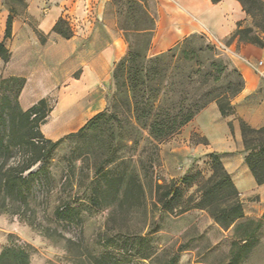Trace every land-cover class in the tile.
I'll return each instance as SVG.
<instances>
[{
	"label": "rangeland",
	"instance_id": "1",
	"mask_svg": "<svg viewBox=\"0 0 264 264\" xmlns=\"http://www.w3.org/2000/svg\"><path fill=\"white\" fill-rule=\"evenodd\" d=\"M80 1L54 4V14L62 19L61 32L68 39L53 31L48 36L56 43L57 36L66 44L67 61L62 66L77 64L81 49L93 53L107 47L114 38L120 39L115 45L124 54L113 64L112 75L114 65L128 52L119 24L135 28L141 24V14L125 13L127 6L101 0L98 19L88 25L82 22L90 7L81 8ZM144 1L147 10L156 14L152 43L160 32L181 31L182 36L169 48L191 34L202 35L223 49L245 84L247 73H251L249 66L257 60L242 54L247 44L239 43L237 38L231 41L230 37L237 24L242 29L257 30L237 0H222L212 11L210 0ZM9 2L15 12L24 10V0ZM254 6L258 10L259 5ZM47 10L43 7L39 12L45 16ZM172 13L177 16L172 17ZM205 13L209 14L206 20L212 27H229L231 34L219 39L208 29H190ZM102 18L109 20V24ZM256 33L264 40L262 34ZM134 34L129 33L131 37ZM38 37L45 40L43 34ZM151 46L148 55L155 56L150 53ZM92 53H85V59ZM80 75L81 70L68 68L69 83ZM18 86L16 82L0 81V108L8 104L17 107ZM111 86L112 76L100 117L78 135L67 136L55 146L43 145L46 160L22 176L39 168L41 172L21 195H6L4 180L9 168L23 165L33 154L28 135L40 139L21 119L13 131L8 132L6 126L1 129L4 145L0 151V264H264V246L259 235L243 247L239 230L235 232L234 226L223 229L213 220L212 212L225 225L238 213L232 211L227 219L223 217L222 209L233 203L232 197L222 199L229 192L226 186L204 196L213 187V182L208 181L213 172L212 161L207 157L176 156L178 151L165 150L161 155V146L174 145L177 133L153 144L147 131L135 126L126 96ZM56 97V93L52 95L46 111ZM3 112L8 113L5 109ZM169 172L176 177L168 178ZM138 185L142 194L138 193ZM157 185L176 186L180 196L164 200L165 187L157 189ZM63 208V218H58L56 211Z\"/></svg>",
	"mask_w": 264,
	"mask_h": 264
},
{
	"label": "crops",
	"instance_id": "2",
	"mask_svg": "<svg viewBox=\"0 0 264 264\" xmlns=\"http://www.w3.org/2000/svg\"><path fill=\"white\" fill-rule=\"evenodd\" d=\"M56 2L62 5L67 0H24V10L15 12L9 0H0V42L4 41V46L9 52L7 61H3L0 57V78L23 80L17 97V103L22 112H26L41 100L48 102L53 94H57L56 100L49 107L43 123L39 126L43 138L51 142H57L77 132L87 121L104 111L106 106L104 93L108 90L111 81L113 64L124 54L115 45V41L120 39L114 38L102 50L92 53L87 49H81L78 52L77 64L62 66L63 62L67 61L66 44L57 36L55 37L57 43L52 36H48L59 18L53 11ZM80 2L81 8L90 7L86 11L88 16L82 23L93 25L99 16L98 8L101 0H81ZM95 2L97 5L94 4ZM214 6L210 2L211 11L215 10ZM43 7L48 8V14L45 16L39 12ZM209 14L202 15L201 21L190 29L201 32L208 29L219 39L231 34L229 27L223 29L212 27L206 20ZM9 16L12 18L11 35L4 40L6 21ZM171 16L176 17L177 14L172 13ZM103 21L106 24L110 22L105 19ZM38 34H43L45 40L40 41ZM181 36L179 30L176 33L160 32L152 43L151 55L165 51ZM85 53H92V55L85 59ZM242 54L251 60H264V48L247 44L243 46ZM68 68L71 71L81 70L80 77L72 78L70 83ZM231 106L232 114L222 116L214 102L208 104L175 135L174 145L168 148L161 146L160 153L164 154L165 150L168 153L178 151L176 156H189L193 159H202L209 154H216L237 191L242 212L239 222L261 221V227L256 235H259V240L264 246V221L262 220L264 183H256L245 162L247 153L244 151L240 130L241 122L253 129L264 128V80L259 78L253 70L247 73L243 89L233 98ZM166 176L170 179L176 177L170 172Z\"/></svg>",
	"mask_w": 264,
	"mask_h": 264
},
{
	"label": "trees",
	"instance_id": "3",
	"mask_svg": "<svg viewBox=\"0 0 264 264\" xmlns=\"http://www.w3.org/2000/svg\"><path fill=\"white\" fill-rule=\"evenodd\" d=\"M113 1L127 6L125 13L132 14V11H138L141 14V24L135 28L119 24V29L123 31L125 41L128 44V52L114 65L111 75V87L117 93L126 96V104L132 107L134 113L135 126L146 130L148 138L153 144H158L178 133L182 127L210 103L214 102L217 105L222 116L232 114L231 101L242 91L244 83L241 73L233 66L223 49L217 48L202 35L191 34L168 50L155 56H149L148 51L154 36L156 14L147 10L144 0ZM221 1L210 0L213 5ZM237 1L242 5L245 13L253 19V27L257 30L256 32L264 36V1ZM254 5H259L258 10ZM119 15L121 16L120 12ZM11 20L12 18L9 16L6 21L4 40L11 35ZM61 22L62 19H58L52 31L59 34L62 38L68 39V35L61 32ZM130 32L135 33L133 37L129 35ZM256 32L252 28L242 29L240 24H237L230 40L237 38L239 43L262 48L264 46L263 37ZM0 57L3 61H7L9 58V52L4 46V41L0 42ZM0 81L18 83V97L23 80L0 78ZM46 106L47 102L41 100L26 112L20 110L18 103L17 107H12L8 104L0 108V131L5 126L8 132L13 131L17 126L16 123L21 119L26 121L30 131H35V134L40 139L37 141L34 140V135H28V139L32 140L30 143L34 152L23 165L9 168L7 179L4 180L3 184L6 195H12L14 192L21 195L25 187L36 179L41 172V168H39L32 174H27L25 177L22 176L38 162L46 160L47 154L43 149V145L55 146L64 139L51 142L44 139L41 135L39 126L43 123L49 111L45 110ZM4 109L7 110V114H4ZM101 114L95 115L78 132L68 136L78 135ZM240 130L244 151L247 153L245 162L256 183L263 184L264 128L253 129L241 122ZM3 145V137L0 136V151L3 149ZM206 157L213 163V172L208 179L209 182H213V187L204 196H208L221 186H226L229 192L222 195V199L227 200L232 197L233 203L222 209L223 217L227 219L232 211L238 213L234 218H229L225 225L219 222L216 213L212 212L211 216L223 229H228L234 225L235 232L238 230L241 232L240 240L244 243L243 247H246L245 245H248L250 241L255 240L257 231L261 227V221L247 220L239 222L242 218V212L237 191L224 171L218 156L212 153ZM137 188L138 193L142 194L141 185H138ZM156 188L165 189L162 194V199L164 200L170 201L180 196V190L176 186L157 185ZM218 191L222 193V190ZM65 208L56 211L58 218H63ZM262 220L264 221V214ZM238 258L239 256L237 255L234 262Z\"/></svg>",
	"mask_w": 264,
	"mask_h": 264
},
{
	"label": "built area",
	"instance_id": "4",
	"mask_svg": "<svg viewBox=\"0 0 264 264\" xmlns=\"http://www.w3.org/2000/svg\"><path fill=\"white\" fill-rule=\"evenodd\" d=\"M255 74L262 80H264V60H258L254 66H249Z\"/></svg>",
	"mask_w": 264,
	"mask_h": 264
}]
</instances>
